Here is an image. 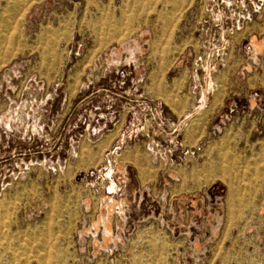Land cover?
<instances>
[{
    "label": "rangeland",
    "instance_id": "obj_1",
    "mask_svg": "<svg viewBox=\"0 0 264 264\" xmlns=\"http://www.w3.org/2000/svg\"><path fill=\"white\" fill-rule=\"evenodd\" d=\"M262 70L264 0H0V264H264Z\"/></svg>",
    "mask_w": 264,
    "mask_h": 264
},
{
    "label": "crops",
    "instance_id": "obj_2",
    "mask_svg": "<svg viewBox=\"0 0 264 264\" xmlns=\"http://www.w3.org/2000/svg\"><path fill=\"white\" fill-rule=\"evenodd\" d=\"M254 76H255V74L254 73H251L247 77V79L249 78L247 82H248L249 87L251 89V91L248 94L245 93L241 97L234 98V99L231 100L230 104L229 103H226V104H224V106H223V99L220 97L219 107L222 106V108L224 109V107L227 108V104H228V108L229 109L231 108V110L232 109L238 110L239 108H244V107H246V106H248L250 104L252 105V102H253L255 96H259L258 94L260 92H262L264 94V70H262V72L260 73V75L256 74V76H255L257 78V81L260 80V82H258L256 84L257 85H260L261 88H258L259 90L252 91L254 89V86H256V84H254V81H255V77ZM232 101H233V103H232ZM224 111H225V109H224ZM146 201H147V197H146ZM184 201L187 202V204H190L191 205L189 199L188 200H184ZM184 203H182V204L184 205ZM186 207H187V205H186ZM179 212H180V210L178 209V214H179ZM196 217L197 218H195V220H193V224L199 223V221H198L199 216H196ZM189 223H191V221H189Z\"/></svg>",
    "mask_w": 264,
    "mask_h": 264
}]
</instances>
